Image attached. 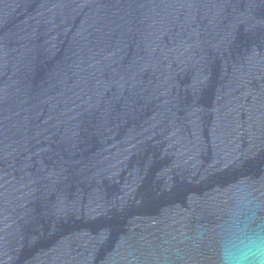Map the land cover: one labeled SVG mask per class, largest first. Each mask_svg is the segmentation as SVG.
<instances>
[{
    "label": "water",
    "instance_id": "obj_1",
    "mask_svg": "<svg viewBox=\"0 0 264 264\" xmlns=\"http://www.w3.org/2000/svg\"><path fill=\"white\" fill-rule=\"evenodd\" d=\"M241 180L264 0H0V264H214Z\"/></svg>",
    "mask_w": 264,
    "mask_h": 264
},
{
    "label": "clouds",
    "instance_id": "obj_2",
    "mask_svg": "<svg viewBox=\"0 0 264 264\" xmlns=\"http://www.w3.org/2000/svg\"><path fill=\"white\" fill-rule=\"evenodd\" d=\"M208 229L198 228L204 239ZM214 264H264V201L252 197L248 183H234L231 202L213 232Z\"/></svg>",
    "mask_w": 264,
    "mask_h": 264
}]
</instances>
